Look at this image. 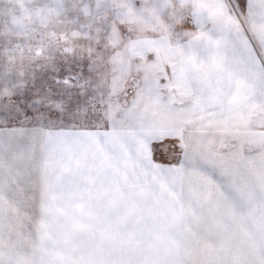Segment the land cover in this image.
I'll list each match as a JSON object with an SVG mask.
<instances>
[{
  "label": "snow or ice",
  "instance_id": "obj_1",
  "mask_svg": "<svg viewBox=\"0 0 264 264\" xmlns=\"http://www.w3.org/2000/svg\"><path fill=\"white\" fill-rule=\"evenodd\" d=\"M0 264H264V0H0Z\"/></svg>",
  "mask_w": 264,
  "mask_h": 264
}]
</instances>
